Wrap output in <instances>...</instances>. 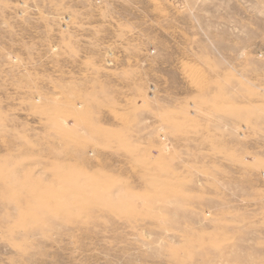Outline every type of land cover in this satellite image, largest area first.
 Instances as JSON below:
<instances>
[{
    "label": "rangeland",
    "instance_id": "rangeland-1",
    "mask_svg": "<svg viewBox=\"0 0 264 264\" xmlns=\"http://www.w3.org/2000/svg\"><path fill=\"white\" fill-rule=\"evenodd\" d=\"M0 264H264V0H0Z\"/></svg>",
    "mask_w": 264,
    "mask_h": 264
}]
</instances>
